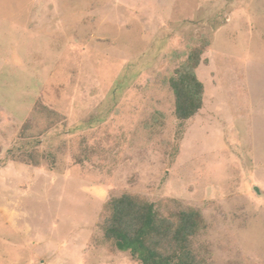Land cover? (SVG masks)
Listing matches in <instances>:
<instances>
[{
    "label": "rangeland",
    "instance_id": "obj_1",
    "mask_svg": "<svg viewBox=\"0 0 264 264\" xmlns=\"http://www.w3.org/2000/svg\"><path fill=\"white\" fill-rule=\"evenodd\" d=\"M123 192L199 209L210 264H264V0H0V264H140L97 226Z\"/></svg>",
    "mask_w": 264,
    "mask_h": 264
},
{
    "label": "trees",
    "instance_id": "obj_2",
    "mask_svg": "<svg viewBox=\"0 0 264 264\" xmlns=\"http://www.w3.org/2000/svg\"><path fill=\"white\" fill-rule=\"evenodd\" d=\"M204 48L203 41L199 46L190 48L186 62L176 68L167 81L173 114L181 122L195 116L203 105L204 87L197 78L196 68L201 63ZM33 112L25 118L23 128L30 126L35 116L41 117L45 122L40 131L42 133L47 127L48 113L39 104ZM151 120L159 122L157 116H151ZM144 126L149 125L145 122ZM82 153L87 155L85 149ZM89 153L92 154L91 151ZM47 156L51 162L55 160L54 155ZM26 157L37 166L41 156L32 153ZM75 159L80 162L77 156ZM97 226L102 231L101 241L108 250L126 251L140 264H210L207 261L208 245L193 247V243L198 241V233L205 232L209 223L205 222L199 209L182 206L177 200L150 202L145 196L123 192L102 206Z\"/></svg>",
    "mask_w": 264,
    "mask_h": 264
}]
</instances>
